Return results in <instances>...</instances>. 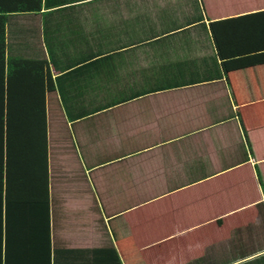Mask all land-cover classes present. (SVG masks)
Listing matches in <instances>:
<instances>
[{
  "label": "crops",
  "instance_id": "1",
  "mask_svg": "<svg viewBox=\"0 0 264 264\" xmlns=\"http://www.w3.org/2000/svg\"><path fill=\"white\" fill-rule=\"evenodd\" d=\"M37 1L0 9L2 264H264V0Z\"/></svg>",
  "mask_w": 264,
  "mask_h": 264
},
{
  "label": "trees",
  "instance_id": "2",
  "mask_svg": "<svg viewBox=\"0 0 264 264\" xmlns=\"http://www.w3.org/2000/svg\"><path fill=\"white\" fill-rule=\"evenodd\" d=\"M23 1H26V0H0V9L2 8H12L13 5L11 7L9 6H6L8 4H18V3H22ZM35 7L36 6H39L41 5L39 0L37 1L36 4H34ZM15 7H18V6H15ZM22 7V6H20ZM12 11H1L0 10V86L2 87L3 84L5 83V79H6V76H5V73H6V61H5V55H4V41H5V24L7 23V20H8V16L9 14H12L10 13ZM5 95L4 94H1L0 95V102L3 101V96ZM5 135H3L4 137ZM4 212V207H3V193L2 191H0V218L2 216ZM0 221H2V219H0ZM1 225H0V234H1ZM2 236V234H1ZM0 243H1V240H0ZM0 264H2V252L0 251ZM6 264H7V261H6Z\"/></svg>",
  "mask_w": 264,
  "mask_h": 264
}]
</instances>
